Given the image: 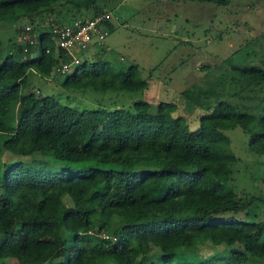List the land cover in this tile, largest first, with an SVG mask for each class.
Returning <instances> with one entry per match:
<instances>
[{
  "label": "trees",
  "instance_id": "1",
  "mask_svg": "<svg viewBox=\"0 0 264 264\" xmlns=\"http://www.w3.org/2000/svg\"><path fill=\"white\" fill-rule=\"evenodd\" d=\"M99 2L0 0V23L12 21L19 36L29 35L23 43L11 40L7 49L0 40V260L216 264L201 245H236L227 264H264V219L254 212L264 197L243 200L229 186L238 158L224 133L241 127L249 148L264 155V60L257 64L250 57L255 54L246 53V60L234 62L241 52L236 51L213 68L218 74L209 70L204 84L181 93L188 107L209 111L194 131L183 116H174L175 103L78 110L32 90L30 76L59 75L70 90L148 88L136 64L116 71L102 61L103 46H96L94 61H82L72 73L58 72L68 57H57L52 24L109 12ZM22 20L29 25L18 26ZM37 153L110 167L54 171L11 160Z\"/></svg>",
  "mask_w": 264,
  "mask_h": 264
},
{
  "label": "rangeland",
  "instance_id": "2",
  "mask_svg": "<svg viewBox=\"0 0 264 264\" xmlns=\"http://www.w3.org/2000/svg\"><path fill=\"white\" fill-rule=\"evenodd\" d=\"M99 5L119 18L113 20L100 59L110 62V67L116 71L127 70L136 64L140 77L148 81V88L139 93L70 90L61 84L65 75H59L56 80L30 76L32 90L41 92L42 96H53L78 110H133V103L137 101L175 103L178 108L174 116H183L194 131L200 126V117L209 111L188 107L181 93L193 85L204 84L209 70H213L211 75L218 74L213 68L223 64L224 59L236 51L241 52L234 62L241 57L246 60V53L255 54L250 57L257 64L264 60V0H229L228 5L189 0H100ZM26 25L28 22L22 20L18 26ZM16 28L12 21L0 23V40L4 48H9L11 40L23 43L29 37L26 33L19 36ZM99 49L91 47L81 56L82 61H94V53ZM213 101L211 99L210 103ZM224 133L231 141L230 152L238 158L229 186L243 200L264 197V155L249 148V135L241 127ZM3 158L9 160L10 157L6 154ZM11 160H21L24 164L35 161L34 165H45L54 171L85 172L94 167H110L94 161L59 160L41 153ZM65 201L68 205L73 204L69 196ZM254 212L259 213L257 219H264V206L256 207ZM240 217H244V213ZM235 249L236 245L200 246L201 252L213 255L216 264H227ZM184 253L188 252L185 250ZM0 264H17V260L2 259Z\"/></svg>",
  "mask_w": 264,
  "mask_h": 264
},
{
  "label": "built area",
  "instance_id": "3",
  "mask_svg": "<svg viewBox=\"0 0 264 264\" xmlns=\"http://www.w3.org/2000/svg\"><path fill=\"white\" fill-rule=\"evenodd\" d=\"M114 18L111 12H106L94 18H77L70 25L52 24L51 31L56 42L57 57L60 53L68 57V61L61 63L58 67V72L62 74L74 72L82 63L81 56L86 51L94 46H103L110 32L109 25L113 23ZM30 29L31 27H27V30ZM31 42L33 43L32 40ZM102 237L109 238L108 235Z\"/></svg>",
  "mask_w": 264,
  "mask_h": 264
}]
</instances>
